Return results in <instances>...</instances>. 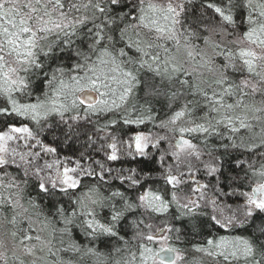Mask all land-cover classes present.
Listing matches in <instances>:
<instances>
[{
    "label": "clouds",
    "instance_id": "1",
    "mask_svg": "<svg viewBox=\"0 0 264 264\" xmlns=\"http://www.w3.org/2000/svg\"><path fill=\"white\" fill-rule=\"evenodd\" d=\"M0 5V264H264V0Z\"/></svg>",
    "mask_w": 264,
    "mask_h": 264
},
{
    "label": "snow or ice",
    "instance_id": "2",
    "mask_svg": "<svg viewBox=\"0 0 264 264\" xmlns=\"http://www.w3.org/2000/svg\"><path fill=\"white\" fill-rule=\"evenodd\" d=\"M3 16H4V13L2 12V5H0V19H2ZM23 31L27 32L28 29L27 28H24ZM137 146L139 147V144ZM160 256H161V262H160V264H165V261L168 259L169 253H168V251L161 250Z\"/></svg>",
    "mask_w": 264,
    "mask_h": 264
}]
</instances>
